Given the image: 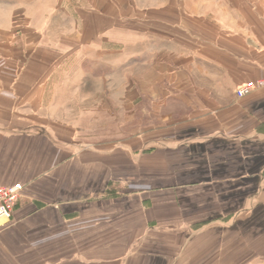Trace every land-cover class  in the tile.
I'll return each instance as SVG.
<instances>
[{"label":"crops","instance_id":"0c3cea01","mask_svg":"<svg viewBox=\"0 0 264 264\" xmlns=\"http://www.w3.org/2000/svg\"><path fill=\"white\" fill-rule=\"evenodd\" d=\"M32 1L0 0V40L38 46L57 68H0V184L23 185L0 221V264H264V89L235 94L264 69V4L235 0L230 38L184 52L202 65L199 82L185 78L187 113L153 132L157 147L147 149L142 137L96 144L47 120L49 75L57 79L82 42L42 46V0ZM163 149L182 158L153 163L158 178L144 183V156Z\"/></svg>","mask_w":264,"mask_h":264},{"label":"rangeland","instance_id":"374dc122","mask_svg":"<svg viewBox=\"0 0 264 264\" xmlns=\"http://www.w3.org/2000/svg\"><path fill=\"white\" fill-rule=\"evenodd\" d=\"M251 1L264 4V0ZM32 2L36 4L37 0ZM235 2L42 0L41 10L34 12L38 22L44 24L46 20L43 35L47 45L42 46L60 52L75 47L67 37L78 35L82 42L70 60L60 63L62 70L57 79L49 75L56 91L49 95L55 101L44 109L45 117L96 144H131L142 137L148 140L143 139L139 146L157 147L150 140L153 132L168 131L167 127L173 126L169 118H182L187 113L182 102L185 78L192 76L199 82L201 76L196 68L202 65L196 61L195 68L184 52L191 49L203 55L208 43L221 45L230 38ZM207 5L211 7L208 12L204 9ZM16 30V36L21 34L19 26ZM94 35L99 37L95 39ZM13 37L0 40V49L7 51H1L0 68L19 71L41 67L48 72L57 68L51 56L35 52L38 46L14 44ZM13 47L17 48L16 54L8 55ZM168 152L163 149L161 155L144 156V183H154L158 178L159 173L151 170L153 163L166 165L169 160L174 163L182 158Z\"/></svg>","mask_w":264,"mask_h":264},{"label":"built area","instance_id":"2783aa9c","mask_svg":"<svg viewBox=\"0 0 264 264\" xmlns=\"http://www.w3.org/2000/svg\"><path fill=\"white\" fill-rule=\"evenodd\" d=\"M264 89V69L260 77L248 80L241 84L236 90L237 97H245L255 91ZM23 185L15 182L10 185L0 184V221L8 219L21 195Z\"/></svg>","mask_w":264,"mask_h":264}]
</instances>
